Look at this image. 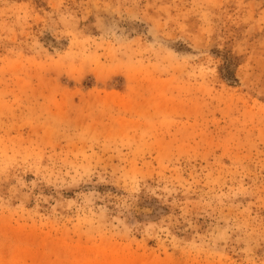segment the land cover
<instances>
[{
    "label": "rangeland",
    "instance_id": "374dc122",
    "mask_svg": "<svg viewBox=\"0 0 264 264\" xmlns=\"http://www.w3.org/2000/svg\"><path fill=\"white\" fill-rule=\"evenodd\" d=\"M0 264H264V0H0Z\"/></svg>",
    "mask_w": 264,
    "mask_h": 264
}]
</instances>
